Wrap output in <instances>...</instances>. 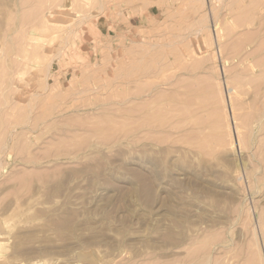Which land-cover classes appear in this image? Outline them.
<instances>
[{"label":"rangeland","instance_id":"374dc122","mask_svg":"<svg viewBox=\"0 0 264 264\" xmlns=\"http://www.w3.org/2000/svg\"><path fill=\"white\" fill-rule=\"evenodd\" d=\"M263 71L264 0H0V264H264Z\"/></svg>","mask_w":264,"mask_h":264},{"label":"bare ground","instance_id":"6f19581e","mask_svg":"<svg viewBox=\"0 0 264 264\" xmlns=\"http://www.w3.org/2000/svg\"><path fill=\"white\" fill-rule=\"evenodd\" d=\"M258 4H259V3H258ZM52 5H53V4H52ZM252 7H253V6H252ZM255 7H256V5H255ZM255 7H254V8H255ZM239 16H240V15H239ZM239 16H238V17H239ZM240 17H241V16H240ZM242 17H243V16H242ZM250 20H251V19H250ZM218 34H219V33H218ZM251 67H252V66H251ZM263 72H264V71H263ZM235 89H236V88H235ZM232 91H235V90L232 89ZM233 94H234V93H233Z\"/></svg>","mask_w":264,"mask_h":264}]
</instances>
